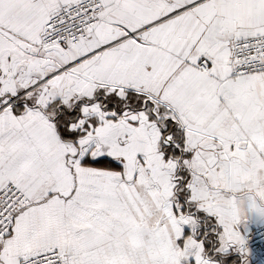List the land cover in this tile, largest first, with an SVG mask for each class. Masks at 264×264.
<instances>
[{
  "label": "snow or ice",
  "instance_id": "6c2138e0",
  "mask_svg": "<svg viewBox=\"0 0 264 264\" xmlns=\"http://www.w3.org/2000/svg\"><path fill=\"white\" fill-rule=\"evenodd\" d=\"M259 197L264 0H0V264H248Z\"/></svg>",
  "mask_w": 264,
  "mask_h": 264
},
{
  "label": "crops",
  "instance_id": "0c3cea01",
  "mask_svg": "<svg viewBox=\"0 0 264 264\" xmlns=\"http://www.w3.org/2000/svg\"><path fill=\"white\" fill-rule=\"evenodd\" d=\"M259 196V194H256ZM254 208L257 211H260L264 209V197H259V200L254 203ZM241 212V218H242V224L239 226V230L246 236L256 228L264 225V216H261L259 214H254L252 210L249 209L247 204H244L240 208ZM235 256V264H241V257L239 254L234 253ZM248 264H264V260L260 261L255 256L252 255L250 252V255L247 257Z\"/></svg>",
  "mask_w": 264,
  "mask_h": 264
},
{
  "label": "built area",
  "instance_id": "2783aa9c",
  "mask_svg": "<svg viewBox=\"0 0 264 264\" xmlns=\"http://www.w3.org/2000/svg\"><path fill=\"white\" fill-rule=\"evenodd\" d=\"M247 247L258 260H264V225L256 228L246 236Z\"/></svg>",
  "mask_w": 264,
  "mask_h": 264
}]
</instances>
